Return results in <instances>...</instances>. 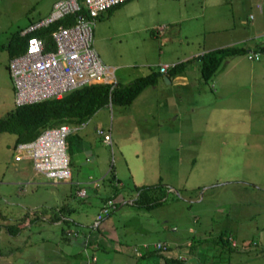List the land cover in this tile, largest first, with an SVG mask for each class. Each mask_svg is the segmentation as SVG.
<instances>
[{"label": "rangeland", "instance_id": "rangeland-1", "mask_svg": "<svg viewBox=\"0 0 264 264\" xmlns=\"http://www.w3.org/2000/svg\"><path fill=\"white\" fill-rule=\"evenodd\" d=\"M53 1L0 0V118L16 107L8 43ZM101 13L93 45L118 82L159 71V63L181 53L193 56L185 62L190 82L169 84L161 72L153 95L173 93L166 104H111L98 115L102 130L112 131L111 144L96 127L88 138L108 167L99 186L85 184L86 196L73 180L51 182L27 160H15V135L0 131V224L37 216L15 235L0 227V264H81L80 239L95 226L97 203L115 194L101 204L118 202L96 230L104 242L93 249L94 264H154L134 252L158 241L173 245L186 264H264V0H126ZM225 43L247 50L202 78L195 54ZM119 113L130 120H118ZM76 137H67L68 152ZM116 170L118 186L111 183Z\"/></svg>", "mask_w": 264, "mask_h": 264}, {"label": "built area", "instance_id": "built-area-1", "mask_svg": "<svg viewBox=\"0 0 264 264\" xmlns=\"http://www.w3.org/2000/svg\"><path fill=\"white\" fill-rule=\"evenodd\" d=\"M125 0H55L48 14L21 30L29 34L22 52L10 57L9 71L14 84L16 105L32 103L64 93L94 82L115 85V67L104 63L93 41V21L102 11ZM258 7L261 8L260 4ZM73 14L72 22L61 20ZM56 24L49 29L51 25ZM48 29L44 34H34ZM258 53L255 52V57ZM175 63H161L160 72L166 73ZM77 128L72 123H59L43 128L35 137L15 142V160L28 159L37 173L48 180L63 181L71 177L70 159L66 139ZM98 132H103L98 129ZM110 142V134L104 133ZM85 195V190L78 191ZM116 203L109 199L97 213L94 224L108 215ZM77 235L76 231L72 232ZM84 236L86 257L82 264H93L97 255L87 251L89 235ZM148 246V244H144ZM155 247H165L158 241Z\"/></svg>", "mask_w": 264, "mask_h": 264}, {"label": "trees", "instance_id": "trees-1", "mask_svg": "<svg viewBox=\"0 0 264 264\" xmlns=\"http://www.w3.org/2000/svg\"><path fill=\"white\" fill-rule=\"evenodd\" d=\"M74 15L62 19L64 23L72 22ZM56 24L50 26L53 28ZM48 29H40L34 34H44ZM31 33L25 35L17 33L8 43L10 55L13 56L22 52L27 44V38ZM264 50V44L260 46ZM244 46L223 45L206 50L196 57L201 58V76L204 79L212 77L216 69L228 55H236L245 52ZM184 61L176 62L167 71L169 76L176 75L185 67ZM161 72L152 71L146 75L133 78L127 83L116 82L113 87L108 82H94L86 84L64 93L60 97H52L41 101L16 105L5 117L0 118V131H10L15 135V142L35 137L43 128L59 123L79 124L90 118L99 108L111 104L128 105L147 86L157 82ZM151 185L141 188L138 197H141ZM24 218V217H23ZM37 218V216H36ZM26 222V219H24ZM24 220L19 223L0 224L5 226L10 233H17L22 227ZM222 242V237L217 239ZM98 245H103L102 241H97ZM216 242V240H215ZM166 243V242H165ZM226 245V244H225ZM139 255L136 251V259H153L154 264H186V258H182L173 245L166 243L165 247H155L148 244L143 245ZM93 252V251H92ZM134 255V256H135ZM96 262V261H95ZM82 264V263H81ZM94 264V263H93Z\"/></svg>", "mask_w": 264, "mask_h": 264}, {"label": "crops", "instance_id": "crops-1", "mask_svg": "<svg viewBox=\"0 0 264 264\" xmlns=\"http://www.w3.org/2000/svg\"><path fill=\"white\" fill-rule=\"evenodd\" d=\"M55 1V0H54ZM53 1V2H54ZM126 1V0H125ZM124 2V1H123ZM53 4V3H52ZM121 3H119V4H117V5H115V6H118V5H120ZM115 6H112V7H110V8H108V9H106V11H111V10H113V8L115 7ZM256 6L258 7V4H256ZM260 6H261V4H260ZM51 7H52V5H51ZM259 8V7H258ZM51 9V8H50ZM259 11H263V7L261 6V8H259L258 9ZM104 11H102V13H103ZM101 13V12H100ZM99 13V14H100ZM101 13V14H102ZM98 14V15H99ZM97 15V16H98ZM228 43H232V42H228ZM228 43H225V44H216V45H214V46H210V48H216V47H220L221 45L223 46V45H226V44H228ZM210 48H207V50H209ZM206 51V49L205 50H203V51H201L200 53H198V54H202V53H204ZM198 54H195V56H197ZM193 58V56H190V54H185V53H181V54H178V56H174V57H172V58H169V59H171L170 60V62L169 61H165V62H162V63H176V62H179V61H181L182 59H184V60H187V59H192ZM160 64L161 63H159V66H160ZM187 68V69H186ZM189 67L187 66V67H184L183 68V70L182 71H180V72H178L176 75H171V76H169L168 74H167V72L166 73H163V78H164V75H168L169 76V81H167L169 84H176V83H179V82H181V83H185V84H187V83H189L190 81H189V78H188V75H187V73L185 72L186 70H189L188 69ZM186 69V70H185ZM160 71V70H159ZM132 80V79H131ZM131 80H129V81H131ZM160 79L158 78V80H157V82L155 83V84H153V85H149V86H147V87H145L135 98H134V100L130 103L131 105L132 104H134V102L136 103V102H139V105H144V104H147L148 102H152V103H155V102H157L158 103V105H164V104H166V100L170 97V99H172V94L173 93H171V95L170 96H167V97H164V96H162L159 92H157V97H154V92H155V90H156V88H158L157 87V85L159 84V82H164V81H159ZM129 81H126V82H121V83H127V82H129ZM118 82V81H117ZM120 83V82H119ZM148 88H153V89H148ZM175 94H177V96L179 95V93L178 92H176ZM110 105H111V103H110ZM107 107H109V105L108 106H103V107H101V108H99L90 118H88L86 121H84V122H81V123H79V124H74L75 126H77V128L74 130V131H72L71 133H69L68 134V136L70 137L72 134H74L75 132H76V134H77V137L74 139V140H70V142H69V144H68V147H69V150H70V152H68L69 153V155H70V158H71V156H74V158H75V160H76V164L78 165V170H77V174H76V170H74V169H72L71 168V177H70V179H68V180H63V181H53V180H49V181H51V182H69L70 180H73L72 182L73 183H75V187H76V192H77V194L80 196V197H82V196H86V194H87V191H86V186H85V184H89V185H91V186H94V185H96V186H99V182H98V180H100L101 178H102V174L104 173V171H106L107 170V167H108V165L106 164V162H105V158L103 157V156H101L100 155V153L98 152H95V150H94V148H93V145H92V143H91V141H90V139L88 138V134H89V132H90V129H91V126L92 127H96V132L97 133H100V134H104V133H107V132H104V130H103V132H98V129H102L101 127H100V124H98V123H103V124H106V122H103L101 119H100V117H103L104 115H105V111L106 110H108L107 109ZM145 113V114H147L148 113V111H140V116L143 114V113ZM142 113V114H141ZM137 114H139V113H137V112H135V115H137ZM94 115H96L97 116V118H99V120H96V121H94V123H93V121H91V119L93 118V116ZM100 117H99V116ZM130 113H119V116H118V120H130ZM132 120V119H131ZM91 122V123H90ZM95 122H96V124H95ZM89 123L91 124L90 125V127H88V125H89ZM73 124V123H72ZM111 126V125H110ZM80 130V131H79ZM166 131H169V130H166ZM109 134H110V142H108V141H105L106 143H109V144H111V134H112V131L110 132V130H109ZM67 136V137H68ZM154 136V133H152L151 132V135L149 136L148 135V139L150 140V143H153V142H151L154 138H152ZM103 141H104V139H103ZM154 145H156V146H158L157 144H155L154 143ZM151 151V150H150ZM24 160H27L28 162H30L31 163V161L30 160H28V159H24ZM32 164V163H31ZM149 165H151V162L149 161ZM33 167V166H32ZM33 170H34V172H35V174H39V173H37L36 171H35V169L33 168ZM107 173V172H106ZM117 173H119L118 172V170H116L115 171V173H114V175H113V177H112V182L111 183H115L117 186L119 185V184H121L122 183V180H121V178L119 177V175L117 174ZM74 174H76V175H78L79 177H76L75 176V179H72L73 178V176H74ZM93 174H99L98 176H95V178H93ZM133 175V174H132ZM42 176V175H41ZM43 177V176H42ZM44 178V177H43ZM44 179H46V178H44ZM46 180H48V179H46ZM143 183V182H142ZM115 185V186H116ZM116 186V187H117ZM80 189H84L85 190V195H80L79 193H78V191L80 190ZM138 195V194H137ZM115 198L116 199V194L115 195H108V196H106L105 198H102V200L101 201H98V203H97V206H98V211H97V213L99 212V210H100V206H101V204L107 199V198ZM118 197V196H117ZM120 198L123 200V202H124V196L123 195H121L120 194ZM64 199H67V197L66 198H63V200L62 201H65ZM134 199V197L132 198V197H130L129 199H127V200H125L126 202L128 201V202H132V200ZM62 204V206L63 205H65V203H63V202H61ZM60 205V206H61ZM122 205V204H121ZM117 206H118V202H116V207L114 208V209H116L117 208ZM59 207V206H58ZM34 208H32V209H29L30 211L31 210H33ZM113 209V210H114ZM29 211V212H30ZM28 212V213H29ZM97 215V214H96ZM24 219H26V221L27 222H30V221H33V220H35L36 219V215H31L30 216V213L29 214H25L24 216ZM96 217V216H95ZM105 218V217H104ZM95 220V219H94ZM94 220L91 222V224L90 225H92V224H94ZM73 221H76L75 219H73ZM56 222L57 223H60L59 222V220H56ZM101 225V221L98 223V225L95 227V228H93V227H90L89 226V228L90 229H88V230H92V231H86L85 233H90V234H92V235H90L89 236V243L87 244V246H86V249H87V251H90V252H92L93 251V249H95L97 246L99 247L100 245H98V242L97 241H102V242H104L103 240H102V238L100 237V235L98 234V233H96V230H97V228H99V227H101L100 226ZM112 223H108V224H105L104 225V229L106 228V227H112ZM3 227V226H2ZM6 227H4V229H5ZM25 227H22L21 228V230H19L18 232H21L23 229H24ZM4 229H1V231L2 230H4ZM6 230H7V228H6ZM8 234H12V233H10V232H8ZM15 234H17V233H15ZM14 234V235H15ZM92 236V237H91ZM29 240H30V237H29ZM108 241V240H107ZM84 240H81L80 239V245H81V251H82V254H83V256H82V260H81V263H82V261L84 260V258L86 257V250H85V246H84ZM28 243H31V241L29 242L28 241ZM109 243V242H108ZM27 244V243H26ZM92 253H94V252H92ZM95 254V253H94ZM97 260H98V257H97ZM97 262V261H96ZM9 264H11V261H10V263Z\"/></svg>", "mask_w": 264, "mask_h": 264}, {"label": "water", "instance_id": "water-1", "mask_svg": "<svg viewBox=\"0 0 264 264\" xmlns=\"http://www.w3.org/2000/svg\"><path fill=\"white\" fill-rule=\"evenodd\" d=\"M164 79L166 80V81H169L170 79H169V76L166 74V75H164Z\"/></svg>", "mask_w": 264, "mask_h": 264}]
</instances>
